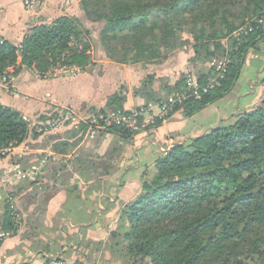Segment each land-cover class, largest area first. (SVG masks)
<instances>
[{"label":"trees","instance_id":"trees-1","mask_svg":"<svg viewBox=\"0 0 264 264\" xmlns=\"http://www.w3.org/2000/svg\"><path fill=\"white\" fill-rule=\"evenodd\" d=\"M95 7V21L109 47L100 49L85 19L60 16L30 28L21 43L0 41V75L12 68L13 77L25 70L35 72L40 79L60 66L86 71L94 66V49L116 64L143 67L161 65L190 47L207 58L226 57L229 65L218 85L201 91L199 97L188 93L167 115L170 119L180 113L189 119L232 93L249 55H264V0H97ZM236 31H241L237 38ZM226 39L227 46L223 44ZM207 78L200 74L199 81L206 83ZM159 79L149 75L134 90L145 105L162 101L166 97L162 92L171 94L168 79L156 87ZM177 90L181 94L187 90L184 79ZM126 102L122 89L98 112H128ZM161 123L156 122L158 126ZM32 129L19 111L0 101V148L21 145ZM86 129L83 126L78 132ZM107 133L126 143L137 134L116 126ZM82 137H62L53 148L60 154H77L70 171L89 181L90 171L100 169L102 159L91 160L88 151L78 148ZM155 166V175L143 179L140 196L122 206L116 228L106 239L109 250L121 248L135 263L264 264V98L239 114L235 123L213 128L191 139L188 146L177 142ZM64 171L62 175L71 178L70 182L75 180L68 169ZM63 178L55 171L22 186L32 188L29 193L44 203L36 204L30 215L46 217L52 197L68 190L67 206L59 216L62 229L73 225L75 231L83 230L89 222L82 206L96 203L102 197L101 190L94 183L93 193L79 191L76 195L78 186L70 191V182ZM8 199L0 196V227L16 236L25 225L16 222ZM19 209L15 213L26 220L25 211ZM43 227L32 228L25 236L35 239L38 232L47 235ZM94 244L100 247L102 243Z\"/></svg>","mask_w":264,"mask_h":264},{"label":"crops","instance_id":"crops-1","mask_svg":"<svg viewBox=\"0 0 264 264\" xmlns=\"http://www.w3.org/2000/svg\"><path fill=\"white\" fill-rule=\"evenodd\" d=\"M48 2L51 4L47 8L32 12L26 7L23 0H0V41L21 43L26 37L27 31L34 27L40 19L39 17L51 20L67 14L76 17L82 14V10L77 5L80 0H70L67 4H65L66 0H48ZM255 57L256 62L250 60L249 65V60L247 61L242 70V78L231 93L232 95L230 94L231 96L211 104L189 119L177 113L170 120L165 121L163 127L155 132L139 134L124 145V148L120 150L118 160L114 162L115 172L112 176L103 179L108 186L103 189L102 197L96 203L86 202L82 206L89 222L86 228L80 231H75L73 225L65 231L59 226L56 228V224H59L60 221L63 223L59 216L68 203L69 191L62 190L56 193L48 203V214L45 219H51V222H49L50 226L43 227V229L48 227L49 230L44 231L47 235L38 232L37 238L28 239L25 236L28 233L27 228H21L16 236H11L0 245V264H51L48 261L52 259L56 263L61 262L60 264H88L86 258L91 251L89 246L102 242L106 238V235L100 236L98 224L106 228V225L112 222L111 229L114 230L122 206L138 197L142 177L149 168H153L156 160L161 157L162 144L166 138L170 141H190L220 124L233 123L231 121L235 120L236 115L229 116L234 110H237L238 114H242L263 99V96L260 98L257 96L264 95L262 83L264 55ZM173 60L172 64L168 62L163 65H148L146 67L141 65L126 66L111 62L104 55L98 61L93 60L94 66L89 67L86 71L77 70L76 76H57L46 80L40 79L34 72L24 70L14 77V87L10 89L0 87V101L3 105L19 111L26 119H34L38 116H49L64 109H72L75 112H82L84 109L101 111L105 108L107 99L111 95L124 89L127 95L125 109L130 111L145 105L142 96L134 93L144 78L149 75L168 77L170 86L174 85L177 77L185 71L191 60L190 52L185 50ZM8 73L12 75L14 69H9ZM258 73L261 74L262 79L260 81L259 78V84L257 83L251 90L249 83H246L245 80L251 81L253 76H258ZM172 78L173 82H171ZM242 85L243 87H241ZM237 112L235 113L237 114ZM44 137L42 136L37 142ZM60 139H55L46 150L51 152L56 160L64 159L53 148L54 143ZM30 142L37 143L29 140L27 144ZM29 147L28 156H31L33 151ZM35 153L33 152V154ZM46 173L45 171L42 179L47 175ZM81 180V183L77 184L78 188L82 189L81 192L86 191L87 186L91 187L94 183L93 179L90 180L91 182L82 178ZM68 188L71 191L72 186ZM95 207H98L99 210L95 211ZM99 212L100 214H98Z\"/></svg>","mask_w":264,"mask_h":264},{"label":"rangeland","instance_id":"rangeland-1","mask_svg":"<svg viewBox=\"0 0 264 264\" xmlns=\"http://www.w3.org/2000/svg\"><path fill=\"white\" fill-rule=\"evenodd\" d=\"M96 1L97 0H80V2L77 5H79L78 7L82 10V14H80L81 12L78 13V14H80V16H78V18L85 19L84 22L86 23V25L89 28L94 30V32H93L94 38H95L96 42L98 43V45L101 49L102 47L103 48L109 47L110 43L107 40H103L102 35H101V25L95 21L96 14H97V8L95 7ZM31 2H32V4L30 5V8H28V9H30V11H32V12H38L40 10L42 11L45 7L47 8L51 4L48 2V0H31ZM69 2H70V0H66L65 4H67ZM83 2H85L84 5H86L85 9L83 7ZM71 5H72V3H71ZM72 11H73V9H72ZM67 16H73V15L67 14ZM39 18L40 19L36 22V24L34 26L38 25L37 23H47V22H51L54 20V19L49 20L48 18L44 19L42 17H39ZM238 32L239 31H236L235 33H238ZM228 43L229 42L227 39L223 41V44H226V46L228 45ZM185 50L189 51L190 55H191V60L187 64L185 71L180 76L177 77V81L175 84L172 83L174 85L171 86V90H172L171 94L165 95V92H162V96H166V97H164L162 101L152 102L153 106H156L157 104H165L166 102L169 101L170 98H174L176 101H178V100L182 99L184 96H187L188 93H193L187 84V81H189V80H192V82L197 81L199 86L206 85V84H208L209 81L212 82V80H214L216 78L217 72H218L219 68L222 67V64L224 63V60L226 58L224 56L223 57H221V56L217 57L216 56V57L207 58L201 52H199V50H196V48L190 47V48H185V49L179 50L174 55H172L168 60L164 61L163 64L171 62L174 57H177L178 54L184 52ZM92 57H93V60L98 61V60H100V58L102 59L104 57V54L102 52L95 51V49H94V51L92 52ZM250 60H253V62H256V57L249 55V57L246 60L245 65L247 64V61L250 65ZM172 62L169 64H172ZM163 64H161V65H163ZM118 65H120V64H118ZM126 66H129V65H126ZM130 66H132V65H130ZM65 68H68V67L60 66V67L54 68L52 70V72H48V74H50V75L52 74L54 77H57V76L73 77V76L77 75V73L72 74L68 69L66 70ZM57 72H58V74H57ZM200 74H205L208 77L206 80L207 81L206 83L199 81L200 80L199 79ZM242 75L243 74H241L240 79L242 78ZM46 76H45V80L51 78V77H46ZM245 76H246V74H245ZM159 78H161V79H159L155 83L157 88L161 87V84L163 83L162 79H168L169 80L168 77H159ZM174 78H176V77H174ZM259 78L261 81V79H262L261 74L258 73V76H256V77L253 76L251 81L249 79H246L245 82L249 83L250 89L253 90L255 88V85L258 83ZM182 79L185 80L186 85H187V90L185 91L184 94H181L182 92L177 90V86H178L180 80H182ZM173 81H174V79L172 78L171 82H173ZM239 86H240V83H239L238 87ZM0 87L3 89H8L7 87H4V86H0ZM241 87H243V85ZM239 93H240V89H239ZM252 95H254V94H252ZM262 96L264 98L263 94H260L257 97L260 98ZM227 97H229V95ZM251 109H252V107L248 108L247 110H251ZM134 110H136V109H134ZM134 110H130L128 112H132ZM117 112H120V111L111 110V111H107L106 113H101L98 111L97 112H89L88 109H84L82 112H79V111L75 112L72 109H70V110L64 109V110L58 111L52 115L44 116V117L38 116L34 119H26L23 116L26 119V121L31 123V126L33 129H32V132H31L29 138L26 141H24V143H22L21 145L12 146L11 150L7 154L0 156V182H2V183L4 182L3 178H5V180H7L6 182H9V183H7V185L9 187H7V188L5 187V189L1 190L0 196H2V199L4 198V196H8L9 202L14 207V209L13 210L11 209V211H12L14 217L16 218V222L21 221V225H25L24 227L27 228V232H29V231L33 232L32 228L38 230L42 226H45V225L50 226L49 222H51V219L50 220L48 218L45 219V217H43L42 215H37L38 217H36L34 215H30V212L32 210H34L36 204H40V203L44 204V203L43 202H37L36 199L33 198V196L31 195V191L29 193V190H31L32 188H26L25 187L22 189V186L29 184L32 181H36V179L35 180H32V179L27 180L26 179L23 181H19L16 179L15 170L18 168L27 169V168H31L32 166H36L37 163L42 161V159L45 156L51 155V152H48L46 150L48 147H50L53 144L55 139L62 138V137L63 138L66 137L69 139L70 138L77 139L83 135L78 148L80 150H83V152L88 151L89 154L93 156V159H91V160H96L97 159L96 157H99V156H100L99 158L102 159V162H101L102 164H101L100 169L96 168L97 170L93 169L90 171V174H91L90 180H92V179L94 180V183H96L95 185L99 186L98 190H101L100 192L102 193L103 189H106L108 186L106 181L103 179H104L105 175L108 174L109 172L110 173L115 172L116 166H115L114 162H116L118 160V155L120 154V150H122L124 148V145H126V142H125V140H121L120 138H117V137L107 133V130H109V128H112L114 126L103 128L104 127L103 125L102 126L98 125V127H94V126L92 127L91 125L86 123L87 121H85V120H86V118H89L92 120V119L96 118V116H98L99 114H104V116L107 117V114L117 113ZM235 112H237V110L236 111L234 110V112H232L231 115L229 116V117H233L234 114L236 115L235 120L231 121L233 123L236 122L237 116H239L238 112H237V114ZM167 115H165L164 117H155L154 120L151 119V121H149L150 125L141 129V131L137 132V134H135L134 137H136L142 133H149V134L153 133L156 130H158L160 127H163L165 121L170 120L167 118ZM157 120L162 121V123L159 126L156 124ZM54 122H57L58 125H56L57 123L55 124L56 126L54 125V127L47 125V123H54ZM233 123L226 122V123H223L220 125H230ZM83 126H87V129L85 131L78 132V130ZM219 126H217V127H219ZM116 127H118V126H116ZM148 128H149V130H147ZM42 136H45V137L43 139H41L39 142H37ZM134 137H132V138H134ZM29 140L33 141V142H37V143L30 142L27 144V142ZM177 142L178 141H170V139L166 138V141L164 142V144H162L163 147H162L161 157L165 156L168 153V151ZM180 143H183V144L188 146L190 144V141H184V142L181 141ZM28 146H30L29 148L32 149L31 151L36 152V153L33 154V152H32L31 153L32 155L28 156V153L30 151V150L28 151ZM54 151H55V149H54ZM56 153H59V152H56ZM60 155L63 156L64 159L60 158V160L57 159V160H52L51 162H47L44 165L42 175H44V173L46 171L47 172L46 177H49L52 172L56 171V172H59L61 174V177H64L63 179H67V182L68 181L70 182L71 178L66 176V174L65 175H62V174L66 173V171H64V168L68 169L69 171L73 170L72 169L73 168L72 162L75 159V157H77V154L69 153L66 155L65 154H60ZM97 162H98V160H97ZM61 169H63V170L60 171ZM1 172L2 173L5 172L6 174L2 175ZM69 173L71 174L72 177L74 176L75 180L68 183V186H72V188L75 189V187L77 185H75V184L73 185V182H76V184L79 185L82 181L81 178L84 180V177L82 175H78V174L74 175L72 173V171H70ZM155 173H156V166L154 165L152 169L149 168L147 173L144 174V176L142 177V181H143V179L152 178L155 175ZM100 174H102L103 176H99ZM110 175L112 176L113 174H110ZM99 178H100V180H99ZM94 183L92 184V187L87 186V190L85 191L87 194L93 193V191L96 189L95 188L96 186L94 185ZM81 190H82L81 188H78L76 190L75 194L78 195L79 191H81ZM141 191H142V182H141L140 194H141ZM140 194L138 195V197L140 196ZM19 208H22V210L25 211L26 220H24V221H23L24 218L23 219L20 218L19 213H18V215L15 213L16 211H18ZM26 209H28V211H26ZM98 214H100V212ZM102 214L104 215V213H102ZM119 216H120V213H119ZM20 219H22V220H20ZM95 224H98V223L95 222ZM112 225H113L112 222H109V224L106 225L107 227L104 228V226H101V224H98V228H99L100 234H101L100 236L102 237V236L106 235V238L104 239V241L101 242L102 244L100 247L96 246L95 244H91L89 246L91 251L88 254V257L86 258L87 259L86 261L88 262V264H147V261H145V262L140 261L138 263L131 261L129 259L127 253L126 252L123 253L121 251V248L116 249L114 252L108 249L109 244H106V239L109 236V232L113 231L111 229ZM58 226L60 228H63L61 221L58 224ZM1 227H3V226H1ZM45 228H46V230H45ZM45 228H44V231L49 230L47 226ZM101 228H102V230H101ZM67 229H70V228L67 227L66 230ZM12 236H13V234H12ZM5 240H7V239H5ZM4 241L0 242V244L3 243ZM72 247L74 248V246H72Z\"/></svg>","mask_w":264,"mask_h":264},{"label":"built area","instance_id":"built-area-1","mask_svg":"<svg viewBox=\"0 0 264 264\" xmlns=\"http://www.w3.org/2000/svg\"><path fill=\"white\" fill-rule=\"evenodd\" d=\"M24 3L26 7L28 8H30V5L32 4L31 0H24ZM240 35H241V31L236 33L235 37L237 38ZM228 65H229V61L228 59H225L224 63L222 64V67L219 68L217 72L216 78L212 80V82L209 81L208 84L206 85L199 86L197 81L195 82H192V80L187 81L188 86L193 92L191 93V95L195 97H199L201 91L207 92L209 89H212L213 87L218 85L219 78H222V79L224 78V74L227 71ZM65 69L66 70L68 69L72 74L76 73V71L78 70L77 68H73V67H68ZM52 76H53L52 74L51 75L48 74L46 77H52ZM14 81H15V78L10 73L8 74L4 73L0 75V86H4L10 89L14 87ZM184 99H186V96L180 99L179 102ZM176 102L177 101L174 98H170L169 101L166 102L165 104H157L156 106H153L152 104H147V105H143L142 107L132 112L109 113L107 114V117H105L104 114H99L98 116H96V118L92 120L89 118H86L85 121H87L86 123H88L92 127L93 126L98 127V125H101V126L103 125L104 126L103 128L110 127V126H118V127L127 129L131 131L132 133H137L141 131V129L149 126L150 125L149 121H151V119L154 120L155 117H164L165 115H167L172 110V107ZM56 123L57 122L47 123V125L54 127ZM56 125H58V123ZM11 148L12 146H9L7 148L6 147L0 148V156L7 154L11 150ZM52 160H56L55 156L48 155V156H45L42 159V161L37 163L36 166H32L31 168H27V169H22V168L16 169L15 170L16 179L19 181H23L26 179L27 180L28 179H32V180L39 179V177H41L43 174L44 165L47 162H51ZM6 181L7 180L4 179L3 183L0 182V191L5 189V187L6 188L9 187L7 185V183L9 182H6ZM11 236H12V233L7 232L2 227H0V242L4 241L5 239L10 238ZM48 263L55 264L56 262L52 259V260H49ZM60 263L61 262L59 263L57 262L56 264H60ZM67 264H73V263H67Z\"/></svg>","mask_w":264,"mask_h":264}]
</instances>
